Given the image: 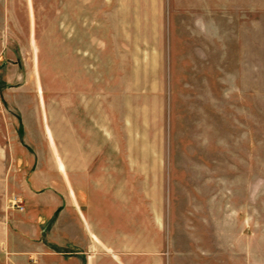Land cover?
<instances>
[{
	"label": "crops",
	"instance_id": "crops-1",
	"mask_svg": "<svg viewBox=\"0 0 264 264\" xmlns=\"http://www.w3.org/2000/svg\"><path fill=\"white\" fill-rule=\"evenodd\" d=\"M43 1L0 0V60L15 55L12 25L38 23ZM72 10V133L63 115L52 134L27 65L3 68L0 264H176L162 253L179 60L204 102V88L225 84L226 24L252 29L264 0H72Z\"/></svg>",
	"mask_w": 264,
	"mask_h": 264
},
{
	"label": "rangeland",
	"instance_id": "rangeland-1",
	"mask_svg": "<svg viewBox=\"0 0 264 264\" xmlns=\"http://www.w3.org/2000/svg\"><path fill=\"white\" fill-rule=\"evenodd\" d=\"M65 3L63 14L61 0H44L38 23L12 25L15 55L0 60L1 86L6 64L28 66L55 137L63 115L72 133L75 30L81 26L72 22V0ZM95 34L104 45L105 25H95ZM226 37L224 87L204 88V102L202 89L186 85L179 60L169 153L173 225L162 253L176 264H264V12L252 29L227 23ZM239 37L244 54L234 51Z\"/></svg>",
	"mask_w": 264,
	"mask_h": 264
},
{
	"label": "built area",
	"instance_id": "built-area-1",
	"mask_svg": "<svg viewBox=\"0 0 264 264\" xmlns=\"http://www.w3.org/2000/svg\"><path fill=\"white\" fill-rule=\"evenodd\" d=\"M12 206L21 209L22 208L21 201L18 198L14 197L12 201Z\"/></svg>",
	"mask_w": 264,
	"mask_h": 264
}]
</instances>
